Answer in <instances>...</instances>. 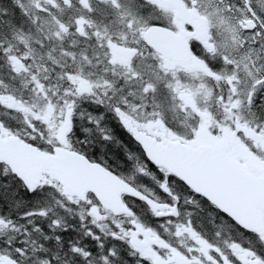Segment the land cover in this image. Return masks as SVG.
<instances>
[{
  "label": "snow or ice",
  "instance_id": "6c2138e0",
  "mask_svg": "<svg viewBox=\"0 0 264 264\" xmlns=\"http://www.w3.org/2000/svg\"><path fill=\"white\" fill-rule=\"evenodd\" d=\"M0 264H264V0H0Z\"/></svg>",
  "mask_w": 264,
  "mask_h": 264
}]
</instances>
